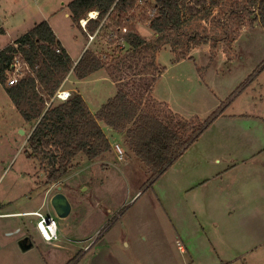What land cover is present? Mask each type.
<instances>
[{"label": "rangeland", "instance_id": "obj_1", "mask_svg": "<svg viewBox=\"0 0 264 264\" xmlns=\"http://www.w3.org/2000/svg\"><path fill=\"white\" fill-rule=\"evenodd\" d=\"M1 1L15 16L36 20L40 17L32 15L38 8H56L50 0ZM137 9L152 18L148 7L140 5ZM214 11L210 18H197L186 26L185 36L192 35L197 42L182 41L180 49L186 57L171 51L173 46L179 49L175 39L167 44L157 43L147 21L137 26L139 34L148 41L146 46L132 52L125 43H110L105 37H97L91 50L102 57L104 68L84 80L73 73L66 83L72 94L78 93L86 100L93 114L114 100L120 87H137L132 102L124 106L126 119L119 124L127 129L131 127V116L147 120L164 109L145 97L147 87H154L152 96L189 120L196 126L195 131L214 113L223 112L199 138L198 155L189 154L179 174L177 170L163 174L153 186L148 184L155 174L154 166L139 159L126 137L106 128L113 146L119 144L123 150L121 159L115 148L93 161L80 153L65 177L48 183L52 168L49 160L42 156L35 160L26 153L34 124L25 122L0 82V214L32 210L56 216L49 202L59 188L72 207L68 217L56 216L58 245L62 249L42 241L37 216L0 218V264L25 261L20 250L21 237L27 230L23 221H32L29 229L37 238L35 248L28 254L32 264H88L90 260L92 264H216V252L205 253V258L197 262L185 239L178 236V229L192 227L189 212L193 215L192 198L178 190L179 184L184 183L179 175L211 165L210 156L219 155L226 147L246 154L264 150V28L253 15L233 12L230 0ZM216 11L219 13L213 16ZM66 13L67 8H62L52 22L59 23L76 58L88 39L79 29L80 24L77 26ZM75 36H79L78 42ZM4 46L1 43L0 48ZM103 120L100 119L102 123ZM115 120L120 121L119 117ZM217 134H228L230 140H213ZM16 228L23 234L5 232H15ZM93 243L87 253L85 247ZM104 244L112 247L113 255ZM236 244L237 241L231 243L230 264H264V245L244 253L243 247ZM83 255L87 257L82 260Z\"/></svg>", "mask_w": 264, "mask_h": 264}, {"label": "trees", "instance_id": "obj_2", "mask_svg": "<svg viewBox=\"0 0 264 264\" xmlns=\"http://www.w3.org/2000/svg\"><path fill=\"white\" fill-rule=\"evenodd\" d=\"M138 1L73 0L67 8L76 25L89 12L97 11L98 18L88 22L87 31L91 34L98 31V37L106 39L114 35L110 43L116 42L115 37L123 39L132 52L148 44L147 39L139 34L137 26L149 21L157 43L167 44L175 39L174 44L179 49L173 46L171 51L186 57L180 49L182 41L187 40L189 44L196 42L194 36L184 34L188 23L197 18L207 19L227 0H145L143 5L153 13L152 18L137 11L140 7ZM230 3L233 12L253 15L254 20H258L264 28V0H230ZM218 13L216 11L213 16ZM218 22L222 20L218 19ZM123 29L127 32L121 33ZM16 56L26 62L32 72L10 86L6 73ZM104 66L102 57L91 49H87L75 64L47 21L36 24L14 44L0 50V82L25 122L34 124L26 153L29 158L37 160L42 156V159L49 160L52 167L48 172L50 184L58 182L73 169L72 161L80 153H85L93 161L112 151L98 119L80 94H72L69 100L46 110L47 103L73 68L75 76L84 80ZM124 106H127L125 98L118 97L105 106L103 113L116 119L124 114ZM219 115L214 113L197 131L191 122H184L180 133L179 125L166 122L168 118L165 122L153 118L131 119L126 138L139 159L149 167L154 166L155 174L148 185L153 186L155 179L162 176ZM192 130L194 134L189 138Z\"/></svg>", "mask_w": 264, "mask_h": 264}, {"label": "crops", "instance_id": "obj_3", "mask_svg": "<svg viewBox=\"0 0 264 264\" xmlns=\"http://www.w3.org/2000/svg\"><path fill=\"white\" fill-rule=\"evenodd\" d=\"M71 1L73 0H50V3L53 5L55 4L56 8H54V10L53 8L49 10L47 8H38L35 11L36 13L32 15H38L40 17V20H36L35 17L15 16L8 11L9 6L5 5V3H2L0 0V45L1 43L5 44L0 50H3L8 45L14 44L36 24L47 21L61 46L67 51L75 64H77L85 51L91 49L93 42L90 44L87 32L82 27H78L88 39V42L82 50H79L77 57L74 58L59 23L56 25V23L52 22L56 18V13L60 12L62 8H67V5ZM61 5L62 7H60ZM66 16L71 18L69 11L66 13ZM29 18L31 20H29ZM74 38L76 42H78L79 36H75ZM153 88L154 87H147L146 91L143 89L146 93L145 97L149 96L153 104L161 106L164 109L160 114L157 115L153 113L149 118L160 119L163 120V122L168 118L166 122L172 125H179L178 129L180 133L181 124L189 120L174 113L167 103L161 102L159 99H156L155 96H152ZM136 90L137 87H120L115 99L124 97L125 101L130 103L133 100V92L135 93ZM112 100L104 104L100 112L94 115L98 119L103 130L106 128L111 133L116 132L117 134L119 133L121 137H126L130 128L127 129L119 126V124L124 122L126 117L124 118L123 115L119 116L120 121L118 122L115 118H110L107 113H103L105 106ZM100 119H104L105 123L104 120L102 123ZM131 119L134 121L139 119V117L137 115L134 117L131 116V118L128 119L129 122ZM104 132L108 138L105 130ZM212 139L216 141L230 140V136L228 134H217L216 137ZM199 140L200 139L185 150L164 174H169V172L174 170H177V172L182 171L185 167L181 165L183 160H185L189 154L195 153L194 155H198L199 147H197V145ZM111 145L113 152V143H111ZM219 155H211V165L202 168L199 167L195 170V173H180L179 180L184 183L179 184L178 190L180 193L192 198L193 215L189 212L188 219L192 227L187 226V230L177 228V233L179 237L185 239L189 253L196 256L197 262L205 258V256H203L205 253L212 252L213 250V252H216V264H230L231 243L234 244L235 241H237L236 245L238 247H243L242 251L244 253L254 252L258 247L264 245V150L258 149L250 154H246L236 153V150L233 149L230 151V148L226 147V150L220 151ZM170 178L166 180L165 184L168 183ZM168 199L170 198H166V200ZM34 213L35 211L26 210L22 212L0 214V218L11 217L21 219L35 216ZM23 223L27 230L21 239L23 240L28 237L29 240L27 245H30V248L26 251L20 249L21 254L24 253L23 258H25L22 264H32L31 257L29 258L28 254L35 248L37 238L29 229L32 225V221H28L27 223L23 221ZM14 231L15 232L6 230L5 232L7 235L23 234L22 230L19 228H16ZM42 241L48 245L62 249L58 243H48L43 238ZM94 245V243L92 245H87L85 247V249H87L86 252L88 253L91 251ZM249 246L251 247L250 249L247 248ZM104 247L109 248V253L111 252L113 255L112 247L107 244H104ZM86 257L87 255H83L81 259L83 260ZM91 262L93 261L90 260L88 264H92ZM116 263L120 264V262L117 261Z\"/></svg>", "mask_w": 264, "mask_h": 264}, {"label": "built area", "instance_id": "obj_4", "mask_svg": "<svg viewBox=\"0 0 264 264\" xmlns=\"http://www.w3.org/2000/svg\"><path fill=\"white\" fill-rule=\"evenodd\" d=\"M145 0H139L138 4L143 5ZM99 13L97 11H92L87 14L86 17L81 19L79 21L80 26L87 32L88 38H89V43L93 42L97 37H98V31L91 34L87 31V24L90 20L92 19H97ZM153 16V13H152ZM127 30L123 29L121 33H126ZM114 35H111L108 40L113 38ZM117 44L125 43L123 39H119L118 37H115ZM32 69L31 67L26 63L23 62L19 57H15L14 61L11 65V67L7 70V80H8V85H15L19 82V80L26 76L27 74L31 73ZM74 72V68L70 71L69 75L66 77L64 82L60 85L56 93L53 95V97L50 99V101L47 103V109L48 110L51 106L65 102L69 100L72 96L71 91H69L66 88V83L68 82L69 78ZM114 148L116 152L119 155V158H122L123 155V150L121 149L119 144H115ZM35 216L39 218V221L37 223V229L42 236V238L48 242V243H53L56 244L60 241V237L58 234V224L56 221V216L52 214L51 212L48 213V215H44L43 213L40 212H35ZM183 251L184 249L181 248Z\"/></svg>", "mask_w": 264, "mask_h": 264}, {"label": "water", "instance_id": "obj_5", "mask_svg": "<svg viewBox=\"0 0 264 264\" xmlns=\"http://www.w3.org/2000/svg\"><path fill=\"white\" fill-rule=\"evenodd\" d=\"M60 190L61 188H59V192L52 197L50 205L57 217L66 218L71 214L72 207L66 196L60 192ZM28 240V238H25L20 242V247L24 251L30 248V245H27Z\"/></svg>", "mask_w": 264, "mask_h": 264}, {"label": "flooded vegetation", "instance_id": "obj_6", "mask_svg": "<svg viewBox=\"0 0 264 264\" xmlns=\"http://www.w3.org/2000/svg\"><path fill=\"white\" fill-rule=\"evenodd\" d=\"M28 238V237H27ZM29 239V238H28Z\"/></svg>", "mask_w": 264, "mask_h": 264}]
</instances>
